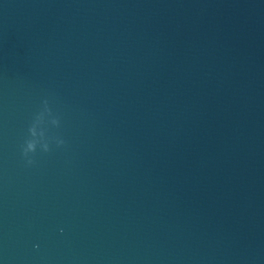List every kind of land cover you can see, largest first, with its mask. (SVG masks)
<instances>
[{
	"label": "water",
	"instance_id": "1",
	"mask_svg": "<svg viewBox=\"0 0 264 264\" xmlns=\"http://www.w3.org/2000/svg\"><path fill=\"white\" fill-rule=\"evenodd\" d=\"M0 264H264V0H0Z\"/></svg>",
	"mask_w": 264,
	"mask_h": 264
}]
</instances>
